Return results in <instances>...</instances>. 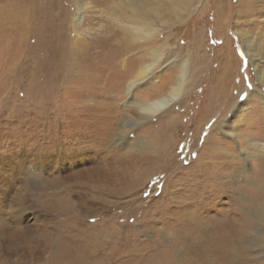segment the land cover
I'll list each match as a JSON object with an SVG mask.
<instances>
[{"label":"rangeland","instance_id":"374dc122","mask_svg":"<svg viewBox=\"0 0 264 264\" xmlns=\"http://www.w3.org/2000/svg\"><path fill=\"white\" fill-rule=\"evenodd\" d=\"M211 1L158 17L175 26L160 40L171 34L174 52L156 95L133 91L169 95L188 63L162 152L161 115L132 124L133 74L105 46L117 29L106 0H0V264H192L217 226L244 218L254 223L233 263L264 264V151L249 144H264V81L236 12L222 27ZM257 17L243 28L264 39ZM74 41L76 59L65 56ZM225 53L231 74L218 83Z\"/></svg>","mask_w":264,"mask_h":264},{"label":"bare ground","instance_id":"6f19581e","mask_svg":"<svg viewBox=\"0 0 264 264\" xmlns=\"http://www.w3.org/2000/svg\"><path fill=\"white\" fill-rule=\"evenodd\" d=\"M190 1L191 0H113L111 3V0H106V6L110 10L108 14H110L112 20L117 23H114L115 25H112L110 28H115L117 25V29H112L111 35L105 37V46L110 49L111 53L109 56L111 60L119 62L121 66L126 67V69L133 74L127 85L130 105L137 110L132 124L137 125L142 122L148 123L154 120L155 117L161 115L160 122L158 123L159 125L154 130V136L163 144V146H161L164 148L161 147L160 149L162 152L166 151L164 144L168 139L169 133L175 129L176 119L178 118V114L175 113L176 111L174 109L177 105L176 103L179 102L180 96L186 93L185 90L188 88V63L182 65L179 81L174 84L169 95L152 101H136L133 99V91L139 86L138 82L141 81L143 77L155 76L156 70L159 71L166 59L174 52L169 44L171 34L165 38V41L160 40L165 37L163 36L165 30L172 31L175 26L161 28L160 24H158V17L166 13V11L169 15L175 17L179 16L182 12H187V14H189L192 4L194 3V0H192L193 2ZM211 2L212 7L216 9L217 16L220 18L219 21L222 27H225L227 24L226 18L233 12H236L238 17L236 26L238 27L239 36L245 47V51L255 64L259 79L263 82L264 68L261 62V52L264 51L263 36L257 37L256 35L258 34L254 33L255 29L253 28L248 30L244 28L245 26H254V24L259 22L257 15L264 13V0H212ZM164 3L167 4V7L164 6ZM84 12L85 6L84 3H82L78 6V14L80 16L78 21L80 20L81 22ZM260 22L264 23V18ZM228 41L226 39L227 46ZM68 45L69 47L66 48L65 56L76 59L78 57V50H80L79 42L74 41ZM197 45L196 50L198 51L200 44ZM62 46L63 45H61V47ZM196 58H199V56ZM229 58L230 53H225V58H223L225 61L222 67L223 77L219 78L218 83H224L225 80L228 79V75L231 74L230 65L228 63ZM198 60L202 61V57ZM217 109L216 107L215 110ZM223 113V111H220V116H222ZM131 132L133 131H129V133ZM228 133L235 136V132L233 131H228ZM122 139L121 137L120 140L122 141ZM249 144L256 147V149H261V152L264 151V144H259L252 140H249ZM162 152L155 155V157L162 156ZM146 153L142 152L140 155L142 160L150 157ZM258 219L260 222L264 223V213L262 217H258ZM242 221L244 223L240 225L234 222L231 223L232 226L230 225L227 227H225L226 223L223 225L219 224L220 226H217L218 228L215 229L216 238L214 241L213 239L209 241V250L205 249L206 246H204V253L199 254L198 259L196 258V263H194L193 260L192 264H234L232 260L235 254L233 246L235 243L242 241L240 242L241 244L243 243L241 248H246V240L244 239L249 236L251 226L254 223L248 221L246 218ZM208 227L211 228L210 226ZM257 242V238H254L253 244H251L255 247H261L260 243ZM98 243L102 245L104 241L101 240L98 241ZM210 254L212 256L215 255L216 258H212ZM206 257L208 262L204 260Z\"/></svg>","mask_w":264,"mask_h":264},{"label":"snow or ice","instance_id":"6c2138e0","mask_svg":"<svg viewBox=\"0 0 264 264\" xmlns=\"http://www.w3.org/2000/svg\"><path fill=\"white\" fill-rule=\"evenodd\" d=\"M138 83L139 87L136 89V91L140 94V96L145 98H151L152 96L156 95L161 87L160 80H158L155 76L143 77ZM248 87L251 88L252 85L249 84ZM133 99L135 100L136 97L134 96ZM241 99H243V97H241Z\"/></svg>","mask_w":264,"mask_h":264}]
</instances>
